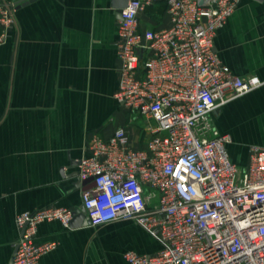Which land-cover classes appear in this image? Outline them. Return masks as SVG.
Wrapping results in <instances>:
<instances>
[{
  "label": "built area",
  "instance_id": "2783aa9c",
  "mask_svg": "<svg viewBox=\"0 0 264 264\" xmlns=\"http://www.w3.org/2000/svg\"><path fill=\"white\" fill-rule=\"evenodd\" d=\"M241 1L131 0L122 11L115 97L145 122L149 139L136 147L126 127L90 138L77 176L90 180L82 209L91 226L132 221L160 245L151 254L128 252V264H264V146H250L238 165L231 135L213 118L264 85L235 74L215 49ZM5 7L4 31L15 23ZM154 8L164 9L168 25L143 29L141 14ZM74 212L50 206L19 214L12 264H42L53 244L36 243L39 225L69 228Z\"/></svg>",
  "mask_w": 264,
  "mask_h": 264
},
{
  "label": "crops",
  "instance_id": "0c3cea01",
  "mask_svg": "<svg viewBox=\"0 0 264 264\" xmlns=\"http://www.w3.org/2000/svg\"><path fill=\"white\" fill-rule=\"evenodd\" d=\"M7 3L15 29L0 43V264L14 257L19 214L50 206L82 210L85 186L77 188L78 176H70L90 138L126 127L136 147L142 148L140 132L144 146L149 139L145 122L115 97L120 20L111 0H0V8ZM140 20L143 29L161 26L150 11ZM215 49L235 74L264 82V0H242L218 31ZM213 118L231 135L233 161L246 165L250 146H264V85ZM36 243L53 244L42 264H128V252L160 248L132 221L77 228L45 221Z\"/></svg>",
  "mask_w": 264,
  "mask_h": 264
},
{
  "label": "water",
  "instance_id": "95a60500",
  "mask_svg": "<svg viewBox=\"0 0 264 264\" xmlns=\"http://www.w3.org/2000/svg\"><path fill=\"white\" fill-rule=\"evenodd\" d=\"M16 1H19V0H16ZM257 1L263 2V0H257ZM130 2H131V0H111V8L115 11V15H116L117 19H119V20L122 19V11L129 6ZM78 164H79V162H73L72 166L73 167L78 166ZM77 175H78V173L74 172L70 177L75 178ZM89 181H86V182L78 181L75 183V186L77 188H80L81 186H85ZM89 224H90V221L87 218V216L85 215L83 209L82 210H76L74 212V218L70 224V226L72 228H77V227L82 226V225L86 226ZM16 250H17V248L15 249L14 256H15ZM13 259H14V257H13ZM13 259H12V262H13ZM12 262H11V264H12Z\"/></svg>",
  "mask_w": 264,
  "mask_h": 264
},
{
  "label": "rangeland",
  "instance_id": "374dc122",
  "mask_svg": "<svg viewBox=\"0 0 264 264\" xmlns=\"http://www.w3.org/2000/svg\"><path fill=\"white\" fill-rule=\"evenodd\" d=\"M8 4L9 3H7V5ZM8 6H10L11 8H13L12 4H9ZM5 9H7L5 6H3V9H0V19H1V16L3 14V12H1V11H4ZM148 11H150V14H152V16L156 19V21L159 24H161V26H167L168 25V20L165 18V11H164V9L157 8L156 10L149 9ZM0 27H1V30L3 31V34H5V31H6V37H4L3 40H5L9 36V34H11V32H13V30L15 29L14 28V25H10L8 28H5V31H4L3 28H2L1 23H0ZM139 136L141 137V141H142L141 142V147L143 148V147L146 146V145L144 146V144L146 142V137L141 132L139 133Z\"/></svg>",
  "mask_w": 264,
  "mask_h": 264
}]
</instances>
